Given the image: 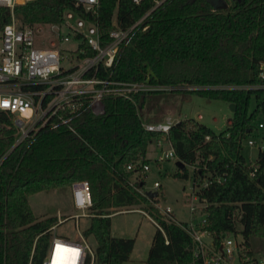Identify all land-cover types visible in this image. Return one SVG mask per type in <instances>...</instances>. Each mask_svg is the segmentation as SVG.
Masks as SVG:
<instances>
[{
    "label": "trees",
    "instance_id": "obj_1",
    "mask_svg": "<svg viewBox=\"0 0 264 264\" xmlns=\"http://www.w3.org/2000/svg\"><path fill=\"white\" fill-rule=\"evenodd\" d=\"M153 6V0L140 4L101 0L98 21L105 41L116 28L114 19L126 29ZM68 12L90 18L75 0H34L14 9L0 6V32L13 19L22 28L62 24ZM77 54L82 58L94 51L82 43ZM263 65L264 0H166L135 29L113 68L101 67L100 77L155 86L250 88L107 94L101 115L93 114L90 99L83 98L74 114L68 109L60 112L39 123L22 141L17 124L10 122L15 116L0 111L1 122L10 125L0 134V264H42L59 217H38L29 198L70 189L80 180L89 182L92 194V216L84 236L96 243L97 264L131 260L135 239L114 236L111 228L115 213L134 206L153 217L166 235L157 228L145 264H199L191 236L137 190L146 184L145 173L127 169L136 161L150 164L148 147L156 138L167 139L185 164L176 167L175 178L209 180L200 195L208 201L203 228L216 241L227 233L240 234L247 248L254 250V240H264V150L259 151L252 177L253 167L241 149L243 140L258 136L260 130L264 140V129H259L264 122ZM185 93L235 104L231 123L221 133L189 117L180 118L168 134L144 127L163 122V107ZM60 116L69 121L63 123ZM194 166L199 169L190 175Z\"/></svg>",
    "mask_w": 264,
    "mask_h": 264
},
{
    "label": "built area",
    "instance_id": "obj_2",
    "mask_svg": "<svg viewBox=\"0 0 264 264\" xmlns=\"http://www.w3.org/2000/svg\"><path fill=\"white\" fill-rule=\"evenodd\" d=\"M30 1L34 0H0V6L14 9L16 5ZM75 1L76 6L89 15V19L82 18L74 12H68L62 24L36 25L24 28L13 19L0 32V111L13 114L19 118H16L15 122L22 131L18 141L25 139L32 130L36 129L39 123H47L53 116L64 112L66 109L69 110L71 115L74 114L77 107L83 104V98L90 99L88 109L93 114L101 115L105 111L102 99L107 94L129 97L133 93L142 91L250 88L197 85L155 86L103 79L100 77L101 67L102 69L113 68L121 53L129 44L135 29L142 26L148 16L166 0H153L154 6L129 28L122 29L118 27L117 21L114 19L116 28L109 33L107 42L98 21L101 13V0ZM133 2L140 4L143 0H133ZM146 29L147 27H144V30ZM45 32L51 36V40L46 36L44 39L41 38V34ZM75 42V48H71L70 45ZM82 43H86L94 51L93 56L82 58L78 56L77 51ZM68 44H70L69 48L64 47ZM260 76L264 78V69ZM34 85H46V88L40 90L23 89L24 86ZM48 97L50 98L48 99ZM75 100H79V103H75ZM60 119L63 123L69 121V119H63L62 116H60ZM179 120L180 118L172 119L168 116L160 123H144V127L149 131L168 134L171 126ZM259 129H264V122L259 123ZM164 142L168 143L170 148L163 152L159 160L174 159L179 161L167 139L156 138L158 149H163ZM255 144L256 142L249 141V145ZM261 149L264 150V146ZM250 166L253 167L251 176L254 177L258 168L255 162ZM127 169L137 171V174L140 172L146 173L150 170V164L136 161L129 164ZM191 169L193 174L199 168L194 166ZM191 180L192 190L187 194V202H189L191 213L200 212L204 214L208 201L200 195L203 189L208 187L209 180L204 179L202 182L201 179L197 180L193 177ZM215 180L221 182L220 178ZM160 187V182L156 181L153 188H147L142 184L137 190L153 200V206L163 216L180 224L191 236L194 245L193 257L199 264H264V251L247 248L243 236L240 234L227 233L219 241H216L212 233L202 226L206 222L205 214L204 218L198 223L185 222L181 224L171 207L160 206V194L157 191ZM70 189L73 206L80 211L72 216L77 220L78 235L75 240L66 236H58L56 228L59 224L65 222V218L62 219L59 216V224L52 228V238L42 264H53V257L58 246L69 249L65 250V254L71 256V258L75 257V264H96L95 247L84 236V232H80L78 223L82 217L90 218L92 216L93 200L89 182L87 180L76 181ZM149 191L158 192V196L149 197L147 195ZM141 212L147 215L165 235L163 227L155 219L150 217L148 213Z\"/></svg>",
    "mask_w": 264,
    "mask_h": 264
},
{
    "label": "rangeland",
    "instance_id": "obj_3",
    "mask_svg": "<svg viewBox=\"0 0 264 264\" xmlns=\"http://www.w3.org/2000/svg\"><path fill=\"white\" fill-rule=\"evenodd\" d=\"M45 36L46 38L49 37L51 40V36L48 35L47 32L41 34L42 39H44ZM69 45L70 44L64 45V47L69 48ZM75 46L76 42L70 45L71 48H75ZM252 105H254V101H252ZM162 111V115L165 116V119L168 116L172 117V119L182 117L194 118L216 133L223 132L233 118V112L229 103L203 98L192 93H185L174 97L169 104L163 107ZM2 118L3 115L0 114V134L4 129H10L9 123L6 124L1 122ZM16 118L19 119L18 117L11 116L10 122L15 123ZM17 134L19 140L22 135L20 128ZM262 134L263 131L260 130L258 136L249 137L242 142L241 154L245 157L249 165L256 161L261 147L264 146ZM249 141H254L256 144L249 145ZM169 148V144L164 142L163 149L159 150L156 146V139H153L150 143L147 152V159H150V170L142 175L145 179V186L147 188H153L156 181L160 182L161 187L157 190L160 194V206L171 207L176 218L182 222L198 223L204 218V214L200 212L192 214L189 202H187V194L192 190L191 178L185 180L173 176L177 167L176 160H159L163 152L167 151ZM189 172L190 175H192L191 168H189ZM70 199V189H66L36 193L30 196L29 202L34 213L38 217L61 216L62 219L65 218V222L57 226L56 234L75 240L78 235V230L76 229L77 220L72 216L80 211L71 207ZM140 210L143 211L139 206L130 207L128 210L124 209L115 213L112 218L111 230L114 236L134 238L136 241L131 260L126 264H145L152 239L157 231V227L154 223ZM78 223L80 232L83 233L89 227L90 218L82 217ZM90 243L93 247H96V243L92 238H90ZM254 245L256 251H264V240L256 239L254 240Z\"/></svg>",
    "mask_w": 264,
    "mask_h": 264
},
{
    "label": "bare ground",
    "instance_id": "obj_4",
    "mask_svg": "<svg viewBox=\"0 0 264 264\" xmlns=\"http://www.w3.org/2000/svg\"><path fill=\"white\" fill-rule=\"evenodd\" d=\"M65 250H69L64 248L63 246H58L53 257V264H75V257L69 256L65 254Z\"/></svg>",
    "mask_w": 264,
    "mask_h": 264
},
{
    "label": "water",
    "instance_id": "obj_5",
    "mask_svg": "<svg viewBox=\"0 0 264 264\" xmlns=\"http://www.w3.org/2000/svg\"><path fill=\"white\" fill-rule=\"evenodd\" d=\"M226 7H227V6L224 5L222 8H226ZM230 106H231V110H232V112L234 113L235 110H236V105H235V104H230ZM176 166L179 167V168H183V167L185 166V164H184L182 161L179 160V161H177ZM147 195H148L149 197H151V198H154V197H157V196H158V192H151V191H149V192L147 193Z\"/></svg>",
    "mask_w": 264,
    "mask_h": 264
},
{
    "label": "crops",
    "instance_id": "obj_6",
    "mask_svg": "<svg viewBox=\"0 0 264 264\" xmlns=\"http://www.w3.org/2000/svg\"><path fill=\"white\" fill-rule=\"evenodd\" d=\"M183 118V117H182ZM152 188V187H151ZM70 197H71V199H70V203H71V207H73L74 208V206H73V202H72V192H71V189H70Z\"/></svg>",
    "mask_w": 264,
    "mask_h": 264
}]
</instances>
